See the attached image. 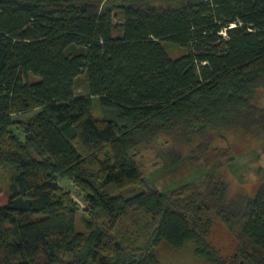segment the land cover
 <instances>
[{
	"label": "trees",
	"instance_id": "trees-1",
	"mask_svg": "<svg viewBox=\"0 0 264 264\" xmlns=\"http://www.w3.org/2000/svg\"><path fill=\"white\" fill-rule=\"evenodd\" d=\"M262 87L264 0H0V264H164L162 243L264 264V181L232 197L224 163L201 157L160 191L136 160L164 134H262ZM215 222L234 235L231 260L210 242Z\"/></svg>",
	"mask_w": 264,
	"mask_h": 264
},
{
	"label": "rangeland",
	"instance_id": "rangeland-1",
	"mask_svg": "<svg viewBox=\"0 0 264 264\" xmlns=\"http://www.w3.org/2000/svg\"><path fill=\"white\" fill-rule=\"evenodd\" d=\"M169 54L179 56L184 49L166 44ZM257 100L264 107V87L258 89ZM77 94H88L84 75L77 78ZM93 112L97 118L104 115L102 106L94 98ZM31 114L18 115V119H28ZM171 135H160L148 144H143L137 150V162L142 176L151 187L160 190H174L180 188L192 179L199 171L201 157L223 162L221 173L228 184L229 195L238 194L252 196L260 182L264 181V132L262 134L244 133L241 130H219L215 135L203 140L200 135L191 140L186 137L176 139ZM210 140L208 152L206 148L201 154L200 143ZM214 148H217L215 151ZM200 155V156H197ZM216 163V162H215ZM10 181V170L0 168V202L4 204L7 197V187ZM62 184L68 185L66 181ZM71 187V185L69 186ZM73 193L74 190H73ZM77 229L84 230L81 214H78ZM210 242L220 254L231 260L235 255L236 241L234 235L221 222H215L210 233ZM160 260L164 264H213L198 255L194 244L187 243L181 248H175L162 243L158 247Z\"/></svg>",
	"mask_w": 264,
	"mask_h": 264
}]
</instances>
